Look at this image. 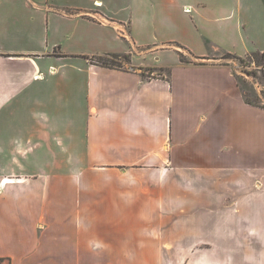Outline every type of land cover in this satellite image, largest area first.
I'll return each mask as SVG.
<instances>
[{"label": "crops", "instance_id": "crops-1", "mask_svg": "<svg viewBox=\"0 0 264 264\" xmlns=\"http://www.w3.org/2000/svg\"><path fill=\"white\" fill-rule=\"evenodd\" d=\"M215 53H264V0H0V264H264V107Z\"/></svg>", "mask_w": 264, "mask_h": 264}, {"label": "rangeland", "instance_id": "rangeland-1", "mask_svg": "<svg viewBox=\"0 0 264 264\" xmlns=\"http://www.w3.org/2000/svg\"><path fill=\"white\" fill-rule=\"evenodd\" d=\"M214 55L218 60L225 61L234 66L235 74L239 79L240 85L245 91L248 100L253 104L264 107V60L247 56L240 60L236 58L224 59L220 53ZM107 63L111 62L106 58ZM125 61L123 59L116 60L114 65L123 67ZM148 71L147 69L145 72ZM159 74L164 75L165 72L161 69L149 70L146 76L155 77Z\"/></svg>", "mask_w": 264, "mask_h": 264}, {"label": "trees", "instance_id": "trees-1", "mask_svg": "<svg viewBox=\"0 0 264 264\" xmlns=\"http://www.w3.org/2000/svg\"><path fill=\"white\" fill-rule=\"evenodd\" d=\"M250 56L264 60V53H253ZM106 58H109L111 62L107 63ZM106 58H97V60H93V59L92 60L98 64H102V65H106V66L108 65V66L114 67V68H121V66L114 65V62L116 60L123 59L125 61V63H129V56L128 55H115V54H113V55H108ZM223 58L224 59L236 58V59L240 60V58H237V57H235L231 54H227V53L223 54ZM245 101H246V103H248L250 105H255L250 100H248L247 95H245ZM255 106H257V105H255Z\"/></svg>", "mask_w": 264, "mask_h": 264}]
</instances>
